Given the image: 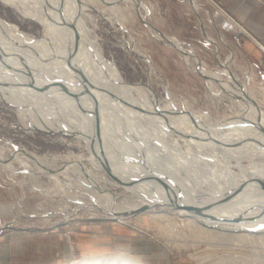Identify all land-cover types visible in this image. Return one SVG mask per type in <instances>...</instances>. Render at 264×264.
Segmentation results:
<instances>
[{"label": "bare ground", "instance_id": "bare-ground-1", "mask_svg": "<svg viewBox=\"0 0 264 264\" xmlns=\"http://www.w3.org/2000/svg\"><path fill=\"white\" fill-rule=\"evenodd\" d=\"M2 1L37 19L45 35L26 33L0 16V96L14 102L31 131L72 135L90 153L40 154L16 147L7 156L0 145V163L14 171L29 170L32 176L47 173L62 194H75L74 187L90 191L91 197L73 195L74 210L88 205L115 223L147 216L164 229L161 217L168 214L159 212L160 206L184 215L198 234L215 231L239 240L264 233V107L229 64H223L222 71L195 65L207 74L214 91L219 90L216 80L226 86L243 111L240 116L209 119V112L183 108L171 95L163 103L149 83L124 78L88 24L87 9L94 0ZM130 1L144 9L151 29L153 4ZM193 53L187 51L186 57ZM222 72L228 81L221 80ZM100 170L132 180L140 198L119 200L109 185L116 181ZM70 205L66 201L49 208L40 202L35 212L40 217L47 209ZM13 209L10 205L5 210ZM13 213L23 214L21 209ZM72 218L70 213L67 219ZM84 259L79 264H100V259ZM110 260L147 264L118 253Z\"/></svg>", "mask_w": 264, "mask_h": 264}, {"label": "rangeland", "instance_id": "rangeland-1", "mask_svg": "<svg viewBox=\"0 0 264 264\" xmlns=\"http://www.w3.org/2000/svg\"><path fill=\"white\" fill-rule=\"evenodd\" d=\"M141 1L153 4L154 10L148 17L151 23L180 41L188 52L194 53L187 58L160 34L154 35V29L151 30L140 17V14L143 17L144 9L135 7L130 0H109L108 3L104 0L90 1L93 8L87 9L91 15L87 17L88 24L94 28L105 56L118 66L128 82L149 83L163 103L171 95L183 108L209 112V119L242 115L241 105L232 99L226 86L216 80L219 90L214 91L208 83L207 74L195 70L198 66L197 53L200 65L207 69L222 71L223 64H229L233 72L248 83L254 97L264 107V47L253 44L245 35V30L235 27L241 37L231 36V41L236 39L237 44L242 45V50L234 51L218 41L215 35L207 36L202 31L201 24L206 23V19L201 17L206 14L202 16L200 9H195L188 0ZM112 6L117 9L113 10ZM0 16L17 23L26 33L45 35V27L37 19L23 15L2 0ZM227 78V73L222 72L221 80L228 81ZM0 145L6 147L7 156L16 147H25L40 154L90 153L84 142L72 135L61 132L50 134L41 129L31 131L25 127L24 119L19 117L14 102L2 96ZM85 160L89 167L93 165L88 159ZM100 171L109 180L116 181V184L109 185L118 192L119 200L125 196L131 201L140 198L132 187V180L121 173ZM53 183L47 173L39 172L32 176L29 170L14 171L0 163V205H4L0 207V242L8 239L7 233L12 227L28 228L26 231L40 232L46 236L55 235V244L62 246L64 243L67 250V258L56 264H79L88 257H92V263L100 259V264H126L112 262L110 259L114 253L131 256L147 264H264V233H256L249 238L244 236L239 240L215 231H212L214 235L211 232L198 234V229L187 225L184 215L160 210V206L156 207L159 212H167L173 217H161L166 223L164 229L147 216L142 219L134 217L128 223H115L103 215L102 210L90 209L88 205L74 210L77 197L73 195L91 197L90 191L74 187L71 191L75 194H62L63 191H55L56 185ZM66 201L71 204L69 207L56 211L47 209L43 215L45 218L35 212L40 202L51 208ZM10 205L14 209L5 210ZM19 209L23 214L15 216L13 212ZM70 213L74 214V218L68 221ZM97 256L100 258L94 259Z\"/></svg>", "mask_w": 264, "mask_h": 264}, {"label": "crops", "instance_id": "crops-1", "mask_svg": "<svg viewBox=\"0 0 264 264\" xmlns=\"http://www.w3.org/2000/svg\"><path fill=\"white\" fill-rule=\"evenodd\" d=\"M195 9H200L206 23L201 24L207 36L215 35L223 45L234 51L242 50L236 39L241 33L235 30L240 25L253 44L264 46V0H188ZM199 11V10H197ZM201 20V19H200ZM202 23V21H201ZM242 25V26H241ZM232 32V35L230 34ZM242 39V38H240ZM241 41V40H240ZM230 42H233L231 44ZM241 43V42H240ZM28 228H12L8 239L0 242V264H56L65 260V244H55V235L26 231Z\"/></svg>", "mask_w": 264, "mask_h": 264}, {"label": "water", "instance_id": "water-1", "mask_svg": "<svg viewBox=\"0 0 264 264\" xmlns=\"http://www.w3.org/2000/svg\"><path fill=\"white\" fill-rule=\"evenodd\" d=\"M140 14V13H139ZM140 17L142 18V20L148 25V22L147 20L141 16L140 14ZM150 26H151V29H154L153 33L154 35H157V34H160V36L164 39H166L168 41L169 44L175 46L180 52H182L183 54H186L187 53V50L181 45L180 41H178L177 39L165 34L164 32H162L159 28H157V26L153 23H149ZM150 28V27H149ZM157 37V36H156ZM196 53V52H195ZM198 58L197 60V64L199 66V64L201 63V60H200V57L198 56V54L196 53L195 54ZM151 60V59H149ZM203 75V74H202ZM12 228H15V227H12Z\"/></svg>", "mask_w": 264, "mask_h": 264}, {"label": "built area", "instance_id": "built-area-1", "mask_svg": "<svg viewBox=\"0 0 264 264\" xmlns=\"http://www.w3.org/2000/svg\"><path fill=\"white\" fill-rule=\"evenodd\" d=\"M238 26L240 27V25L238 24ZM242 26V25H241ZM242 29V28H241Z\"/></svg>", "mask_w": 264, "mask_h": 264}]
</instances>
